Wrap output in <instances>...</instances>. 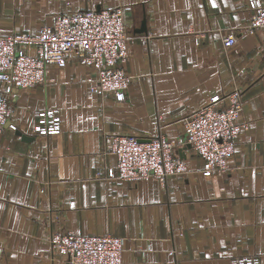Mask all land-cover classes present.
<instances>
[{
  "label": "crops",
  "instance_id": "crops-1",
  "mask_svg": "<svg viewBox=\"0 0 264 264\" xmlns=\"http://www.w3.org/2000/svg\"><path fill=\"white\" fill-rule=\"evenodd\" d=\"M257 1L0 0V35L36 33L63 11L123 7L133 77L123 100L93 93L94 70L73 57L9 94L17 129L0 133V264H67L53 256V231L123 237L121 264H264V31L248 28ZM234 88L248 127L228 172L204 174L185 143L188 171L166 184L110 175L115 135L183 139L184 119ZM46 107L61 111L55 135L36 131Z\"/></svg>",
  "mask_w": 264,
  "mask_h": 264
},
{
  "label": "built area",
  "instance_id": "built-area-1",
  "mask_svg": "<svg viewBox=\"0 0 264 264\" xmlns=\"http://www.w3.org/2000/svg\"><path fill=\"white\" fill-rule=\"evenodd\" d=\"M250 30L264 31V1L252 4ZM129 31L123 7L89 8L63 11L43 24L36 33L20 31L0 35V133L5 125H17L11 119L9 94L15 88H32L44 80L48 64H66L77 57L95 72L93 93H110L118 100L126 97L133 78L123 63L129 53ZM226 46L236 42L234 34L223 39ZM244 107L241 89L213 95L184 119L185 138L173 140L160 134L141 140L134 135L114 136L110 151L116 155L110 175L138 181L150 177L166 184L171 175L188 171L177 147L189 143L204 159L203 173L222 174L230 170L232 155L240 133L248 123L242 118ZM41 121L40 135H55L61 130L62 116L57 107L35 111ZM53 256L68 264H121L124 238L111 234H79L53 231L49 237ZM232 264H260L253 256L237 257Z\"/></svg>",
  "mask_w": 264,
  "mask_h": 264
},
{
  "label": "water",
  "instance_id": "water-1",
  "mask_svg": "<svg viewBox=\"0 0 264 264\" xmlns=\"http://www.w3.org/2000/svg\"><path fill=\"white\" fill-rule=\"evenodd\" d=\"M141 140H147V139H141ZM68 264V263H67Z\"/></svg>",
  "mask_w": 264,
  "mask_h": 264
}]
</instances>
